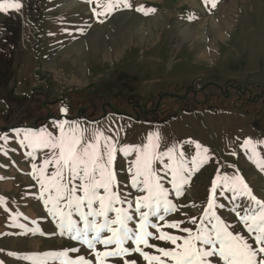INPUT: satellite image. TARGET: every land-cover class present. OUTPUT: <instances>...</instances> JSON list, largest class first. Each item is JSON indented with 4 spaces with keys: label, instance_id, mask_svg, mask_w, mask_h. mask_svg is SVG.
Segmentation results:
<instances>
[{
    "label": "rangeland",
    "instance_id": "1",
    "mask_svg": "<svg viewBox=\"0 0 264 264\" xmlns=\"http://www.w3.org/2000/svg\"><path fill=\"white\" fill-rule=\"evenodd\" d=\"M129 2L131 8L97 15L103 9L96 0H22L21 11L0 13V136L8 137L7 143L0 139L7 150V155L0 151V197L6 201L0 204L2 264H33L22 257L73 248L80 251H69L71 258L85 256L95 264L91 250L59 235L33 178L38 173L32 165L39 168L47 150H37L35 159L28 156L31 149L27 142L20 144L24 133L17 130L58 134L53 122L65 120L87 128L123 129L120 144L141 145L149 133L159 132L160 151L178 145L186 158L199 151L196 143L207 148L208 162L190 176L180 196L163 165L156 164L169 199L178 206L165 221H183L181 229L191 228L194 234L218 173L242 176L252 194L264 200V170L257 166L264 160V144L258 143L264 141V0H217L214 8L204 0ZM140 5L155 11L145 15L136 11ZM247 139L256 144L255 157L244 147ZM132 158L118 152L115 169L119 191L134 203L146 193L131 187L127 169ZM221 190L216 203L225 207L215 208L216 214L255 247L233 211L246 198L233 202L231 193L221 196ZM130 211L129 227L135 228L139 215ZM237 211L245 214L243 208ZM193 217L197 224L191 223ZM165 221L155 222L163 226ZM21 224L39 226L45 235L26 232ZM150 243L174 247L156 239ZM125 246L135 247L131 242ZM96 248L104 250L99 244ZM144 251L159 255L155 249ZM127 259L147 264L138 253ZM109 264L123 261L110 258Z\"/></svg>",
    "mask_w": 264,
    "mask_h": 264
},
{
    "label": "snow or ice",
    "instance_id": "2",
    "mask_svg": "<svg viewBox=\"0 0 264 264\" xmlns=\"http://www.w3.org/2000/svg\"><path fill=\"white\" fill-rule=\"evenodd\" d=\"M96 3L97 7L103 9L97 15H105L121 6L132 7L129 0H96ZM204 3H211L214 8L217 0H204ZM22 8V0H0V13L19 12ZM136 11L147 15L155 9L140 5ZM61 111L66 113L67 109ZM53 125L58 129V134L48 129L38 132L17 130L18 135L20 131L24 133L19 142L22 146L27 142L26 146L31 149L27 155L33 159L37 150H47L44 152L42 165L39 168L35 163L32 165L34 172L38 173L33 178L40 185L39 198L43 200L49 214L56 219L59 235L67 236L91 250L95 264H109L110 258H120L123 264H138L136 259H127L133 253H138L147 264H264V200H259L252 194L251 188L240 175L217 174L212 183L204 219L195 234L191 228L181 229L183 221H165L166 215L177 211L178 206L169 199V190L163 183L165 177L159 174L156 164L163 165V171L171 177L169 183L176 196H180L184 185L189 183L190 176L208 162L207 148L196 143L195 147L199 151L186 158L178 145L160 151L159 132L149 133L144 144L130 145L120 144L123 129L113 131L87 128L82 127L79 122L65 120L54 121ZM109 132L112 134H108ZM0 139L5 143L8 141L6 135L0 136ZM258 143L264 144V141ZM244 147H250L252 157L256 156V144L251 139L245 140ZM0 151L7 155L4 145H0ZM118 152L124 157H133L128 161L127 169L131 174V187L146 193L136 196L134 203L132 200H125L119 191L121 183L115 169ZM49 166L53 167V171L47 173ZM257 166L264 170V160L258 161ZM218 187L222 188L221 196L225 192L231 193L230 199L233 202L246 198L243 204H234L233 211L252 235L255 247L243 235L230 231L229 225L216 214L215 208L225 207L224 204L216 203ZM125 203L126 208L117 207ZM0 204H6L2 197ZM241 208L245 210L244 215L237 211ZM130 210L139 215L135 228L129 227V222L134 218ZM109 213H114V217H110ZM155 221L165 223L162 226ZM191 223L197 224L195 217L191 219ZM20 227L26 228L23 224ZM163 227L179 229L187 235H174L164 231ZM150 228L155 229V232L149 231ZM26 232L45 235L39 226L34 229L26 228ZM150 239L167 242L174 247H159L150 243ZM129 242L135 247H126ZM98 244L104 246V250H97ZM112 245L115 247L110 248ZM144 248L155 249L159 255L150 254ZM69 251L79 252L80 249L32 254L22 258L33 261V264H46L50 259L60 260V264H93L85 256L71 258Z\"/></svg>",
    "mask_w": 264,
    "mask_h": 264
},
{
    "label": "bare ground",
    "instance_id": "3",
    "mask_svg": "<svg viewBox=\"0 0 264 264\" xmlns=\"http://www.w3.org/2000/svg\"><path fill=\"white\" fill-rule=\"evenodd\" d=\"M51 21V20H50ZM223 145V144H222ZM232 147V146H231Z\"/></svg>",
    "mask_w": 264,
    "mask_h": 264
}]
</instances>
